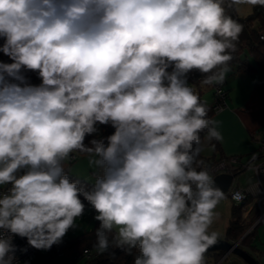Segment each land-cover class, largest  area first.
<instances>
[{"label": "clouds", "instance_id": "obj_1", "mask_svg": "<svg viewBox=\"0 0 264 264\" xmlns=\"http://www.w3.org/2000/svg\"><path fill=\"white\" fill-rule=\"evenodd\" d=\"M238 5L264 0H0L11 60L0 62V264L27 251L15 236L37 250L62 243L84 201L99 253L205 264L225 194L197 157L202 133L221 135L188 75L223 83L244 29L228 14ZM102 125L114 131L99 136ZM76 152L98 170L90 186L65 171Z\"/></svg>", "mask_w": 264, "mask_h": 264}, {"label": "crops", "instance_id": "obj_2", "mask_svg": "<svg viewBox=\"0 0 264 264\" xmlns=\"http://www.w3.org/2000/svg\"><path fill=\"white\" fill-rule=\"evenodd\" d=\"M253 7L255 13L257 5ZM232 10L235 14H230L237 16L236 6H234ZM249 23H247V25L249 24L250 27L259 28L263 24V19L258 16L255 19L252 18ZM241 58L247 60V63L253 68L244 71V68L240 69L237 64L229 65L230 71L226 74L223 81L227 91L225 96V106L221 110L215 111L211 118L216 121V127L221 135V139H213L209 141L206 134L204 138L206 145L210 147V153L209 156H207L209 159L214 157L215 160H217L223 156L238 155L244 162H252L258 158L259 143L257 137L264 132V65L259 64L256 56L249 54L247 50L242 53ZM206 86L207 88L205 89L204 94L200 92L199 95H201L207 103L211 104L214 101L213 85ZM212 142L219 145L220 149L218 151H215V146ZM254 155L255 159H253ZM78 159L79 161L77 162ZM89 159L90 158L87 155L81 156L79 154L75 160L72 161L69 159L65 162V170L69 169V172L72 175L81 177L93 183L95 176L92 172H98V170L95 167L90 170V172L84 170L85 166L91 165ZM247 174L250 175L249 179L246 181V184H241L239 179L240 176ZM254 180V173L251 169H245L237 176V184L241 187H247ZM231 200L233 201L232 198ZM249 205L250 203L248 206ZM235 206L236 205L233 201L232 207ZM91 210L90 207L86 208V215L93 214L94 210ZM252 214L253 212L250 213V215L248 213V216L245 217L244 213L241 211V218L242 220L248 221ZM91 228L92 227H89L86 230H90ZM227 230L223 236L219 237L228 239Z\"/></svg>", "mask_w": 264, "mask_h": 264}, {"label": "trees", "instance_id": "obj_3", "mask_svg": "<svg viewBox=\"0 0 264 264\" xmlns=\"http://www.w3.org/2000/svg\"><path fill=\"white\" fill-rule=\"evenodd\" d=\"M261 17L263 19V24L259 27H250L249 26V21L254 18V17ZM247 23H249L247 25ZM243 32L239 37V41L236 42V51L232 53L233 59L229 62V65L231 64H237L238 67L244 68V71L251 70L253 67L247 63V60L242 59L241 55L244 53L246 50L249 54L255 55L257 58V61L259 64L264 65V40L260 38V33L264 30V6H259L257 5L255 9L254 16L247 18L243 20ZM191 78L194 80L196 79H201L203 80L204 76L200 74L197 71H193L189 73ZM224 83V82H223ZM214 85V84H212ZM201 103L206 104L207 108L209 109L208 111V117L212 118V116L215 113L214 110V104L207 103L201 95H199ZM114 131L113 128L110 126H101L100 131H99V136H107L110 135ZM92 138H98V137H93L89 136L86 137L85 143L88 142V140ZM205 134H201V139L202 143L200 145L201 150L202 148L206 145L205 143ZM212 144L215 146V151H218L220 149L219 145H216L215 142H212ZM77 157L79 152H76ZM216 154V153H215ZM214 156V155H213ZM76 157V158H77ZM200 158L204 160H212L215 158L213 157L212 159H209V157L204 156L202 152H200L199 156ZM197 157V158H198ZM73 161V160H72ZM68 175L72 179H77L79 178L82 182H87L89 186L91 185V182L87 181L86 179H83L81 177L72 175L69 172V169L65 170ZM83 200V197H81ZM86 204V208H89L90 206H87V202L84 201ZM235 212L238 215L239 221H235L234 224L230 225L227 230V238L228 239H234L237 240L239 239L248 229L249 227L254 223V221L257 218V212L253 210V214L250 217L248 221L242 220L241 218V211H242V206H235L234 207ZM241 219V220H240ZM261 223V222H260ZM259 225V224H258ZM256 225L242 240V244H246L247 241L250 239L253 231L258 227ZM99 226V222L95 220L93 227L90 230H85L84 232L73 236V237H64L62 243L59 245H54L50 250H46L47 254L44 256V261L47 264L48 262L51 261V259L56 258L58 256H65L68 258V262L66 264H70V258L78 253H83L85 249L91 248V249H97L95 247L96 245V236H95V231L96 228ZM115 253L112 255V253ZM135 254V250H134ZM224 255V251H215V252H209L205 255V264H213L217 262L222 256ZM31 258V257H30ZM29 258V259H30ZM133 256L125 255L123 252H121L119 249H114L113 247H109L108 251L104 253H100L99 256L84 261L86 264H132ZM81 262L79 260L76 261V264H80Z\"/></svg>", "mask_w": 264, "mask_h": 264}, {"label": "built area", "instance_id": "obj_4", "mask_svg": "<svg viewBox=\"0 0 264 264\" xmlns=\"http://www.w3.org/2000/svg\"><path fill=\"white\" fill-rule=\"evenodd\" d=\"M235 12L232 9H228V14ZM260 38L264 40V30L260 33ZM3 44V39L0 38V45ZM0 62L11 63L9 57L5 56L0 52ZM24 75L28 78L29 82L35 85L41 83L38 74L31 71H25ZM214 110H221L225 106V96L226 88L223 83L214 84ZM101 127V126H100ZM259 143L258 158L252 162H244L238 155L223 156L217 160H204L200 157L197 158L200 161L197 165L198 169L203 168L209 171V173L214 178L218 174L228 173L233 175L232 183L227 190L226 194L229 195L236 206H242V212L245 217L248 216V213L257 211V218L254 223L249 227V229L243 234V236L237 240H229L234 246H243V238L260 222L264 220V132L257 137ZM77 157L76 153H73L71 160H75ZM245 169H251L254 173V181L249 184L247 187H241L237 184V176L239 173ZM98 172L94 171L92 174L95 176ZM10 187V185H9ZM250 205L248 206V204ZM0 234L7 236L9 233L3 232L0 230ZM13 243L17 246L18 249L27 248L26 252H20L19 250L16 253L19 264L28 260L32 257L38 250L28 246L26 238H21L19 236L13 237ZM231 252L228 251L224 254L221 261ZM97 249H85L83 253H78L70 258V264H76V261H87L99 256ZM221 263V262H220ZM219 263V264H220ZM83 264H86L83 262Z\"/></svg>", "mask_w": 264, "mask_h": 264}, {"label": "rangeland", "instance_id": "obj_5", "mask_svg": "<svg viewBox=\"0 0 264 264\" xmlns=\"http://www.w3.org/2000/svg\"><path fill=\"white\" fill-rule=\"evenodd\" d=\"M236 13L237 16H233L230 14L233 19H236L239 23H243V20L249 18L251 15L253 16L254 7L252 5H238L236 6ZM254 17L253 19H255ZM201 79L194 80L188 75V83L193 88L195 92L198 94L202 92L204 94L205 89L207 88L206 85L201 83ZM210 147L208 145L204 146L201 150L204 156H209ZM81 156H85L87 154H80ZM80 159V158H79ZM77 160V162L79 161ZM94 169V166L88 165L84 167V170ZM250 175H242L240 176V183L246 184V181L249 179ZM233 206V201L227 194H225V198L222 199L219 204L217 205L215 212V217L213 220L212 225L209 228V233L215 232L217 236H223L227 230L229 225L235 223V221H239L238 215L235 212ZM92 211V210H91ZM93 213V212H91ZM96 215L95 211L91 215H83L82 218H77L75 221L76 227L75 229H69L65 237H73L82 232H84L89 227H93L95 219L94 216ZM241 220V219H240ZM244 248L248 250L258 261L260 264H264V220L258 225V227L253 231L250 239L244 244ZM47 252L45 250H38L30 259L22 262L21 264H46L44 261V256H46ZM225 254V253H224ZM68 262V258L65 256H58L56 258L51 259L50 262L47 264H66ZM83 260L81 264H83ZM220 264H248L243 258L239 255L229 252L227 256L221 261Z\"/></svg>", "mask_w": 264, "mask_h": 264}, {"label": "water", "instance_id": "obj_6", "mask_svg": "<svg viewBox=\"0 0 264 264\" xmlns=\"http://www.w3.org/2000/svg\"><path fill=\"white\" fill-rule=\"evenodd\" d=\"M213 179L215 182V186L221 189L224 194H226L227 190L229 189L232 183L233 175L228 173H222L216 175ZM215 251H224L225 253L231 251L243 258L248 264H260L259 261L243 246H234L228 239L225 238L217 237L216 242L209 246V248L205 252V255L209 252ZM223 256L221 257V259L223 258ZM221 259L215 264H219L221 262Z\"/></svg>", "mask_w": 264, "mask_h": 264}]
</instances>
